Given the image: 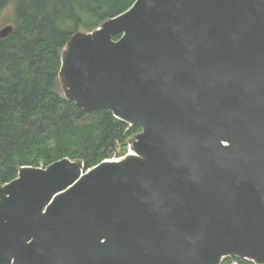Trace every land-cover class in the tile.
<instances>
[{
	"label": "water",
	"instance_id": "obj_1",
	"mask_svg": "<svg viewBox=\"0 0 264 264\" xmlns=\"http://www.w3.org/2000/svg\"><path fill=\"white\" fill-rule=\"evenodd\" d=\"M58 82L140 131L0 185V264H264V0H136L71 36Z\"/></svg>",
	"mask_w": 264,
	"mask_h": 264
},
{
	"label": "trees",
	"instance_id": "obj_2",
	"mask_svg": "<svg viewBox=\"0 0 264 264\" xmlns=\"http://www.w3.org/2000/svg\"><path fill=\"white\" fill-rule=\"evenodd\" d=\"M136 0H0V185L21 167L68 158L84 170L127 153L139 129L104 109L85 113L60 89V54L76 32H90ZM120 35L113 36L118 40ZM221 264H253L235 257Z\"/></svg>",
	"mask_w": 264,
	"mask_h": 264
},
{
	"label": "rangeland",
	"instance_id": "obj_3",
	"mask_svg": "<svg viewBox=\"0 0 264 264\" xmlns=\"http://www.w3.org/2000/svg\"><path fill=\"white\" fill-rule=\"evenodd\" d=\"M60 89H61V88H60ZM61 92H62V91H61ZM131 139H132V138H131ZM131 139H130V140H131ZM129 146H130V141H129V144H128L127 153H130ZM127 153H126V154H127ZM122 157H123V156H122ZM122 157H120L119 153H118V154L115 153V154L113 155L112 159H121Z\"/></svg>",
	"mask_w": 264,
	"mask_h": 264
},
{
	"label": "bare ground",
	"instance_id": "obj_4",
	"mask_svg": "<svg viewBox=\"0 0 264 264\" xmlns=\"http://www.w3.org/2000/svg\"><path fill=\"white\" fill-rule=\"evenodd\" d=\"M1 28V27H0Z\"/></svg>",
	"mask_w": 264,
	"mask_h": 264
}]
</instances>
